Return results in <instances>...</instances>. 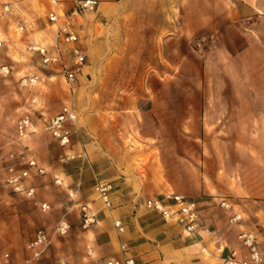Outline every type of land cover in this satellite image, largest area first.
Here are the masks:
<instances>
[{"label": "rangeland", "instance_id": "374dc122", "mask_svg": "<svg viewBox=\"0 0 264 264\" xmlns=\"http://www.w3.org/2000/svg\"><path fill=\"white\" fill-rule=\"evenodd\" d=\"M80 1L54 7L50 0H0V264H23L26 244L39 230L53 232L64 216L72 227L73 215L82 231L94 226L83 228L81 202L51 171L33 176V199L4 181L10 166L25 167L20 153L29 148L45 164L46 145L56 148L44 118L70 103L78 114L74 128L115 161L120 178L157 198L184 196L201 214L223 200L227 212L247 204L231 224L244 225L262 244L264 0H100L96 11L72 16ZM52 10L58 24L49 20ZM59 26L77 31L76 46L86 55L72 84L32 49L52 48ZM72 48L62 45L70 68ZM35 75L34 87L21 85ZM25 114L33 133L20 140L16 125ZM43 202L51 204L48 212ZM70 232L53 235L47 263L67 253L68 264L78 263L84 238Z\"/></svg>", "mask_w": 264, "mask_h": 264}, {"label": "crops", "instance_id": "0c3cea01", "mask_svg": "<svg viewBox=\"0 0 264 264\" xmlns=\"http://www.w3.org/2000/svg\"><path fill=\"white\" fill-rule=\"evenodd\" d=\"M105 4H111V2L106 0ZM48 56L56 57L54 46L48 48ZM51 68L61 73L59 63H52ZM51 118H44V129L49 135L51 134L47 126ZM67 127L72 130L71 144L62 147L57 140L49 137V143L56 149L50 150V146L46 145V152H44L47 159L44 165L33 157L30 148L20 154L23 155L22 161L25 163L22 170L28 169V161L36 160L45 173L51 171L50 177L60 178L62 185L68 191L76 192L75 201L90 204L92 210L97 213L98 223L88 231H82L75 226L76 218L73 215L70 216L73 231L70 232V236L84 238L83 244L79 247L81 252L77 254V264H105L110 259L125 260L127 258L133 259L135 264H222L223 259L233 251L237 252L239 257L246 255L247 250L243 247L240 236L242 233L251 231H245L242 224H231L230 218L243 212L247 204L235 206L230 212L215 206L207 208L202 214L203 227L199 235L188 238L183 235L178 225L165 221L161 214L146 208L145 201L155 196L137 188L135 181L129 182L127 179L120 178L115 161L95 151L94 146L84 141L82 136L84 131L75 129L70 124ZM69 153L76 155L86 153L87 157L61 162V158ZM55 157L58 160H55ZM31 173V179L28 180L27 185L33 188V176L37 175L33 173V170ZM7 176L8 173L4 178L5 182ZM100 183H112V208L109 210H104L102 202L96 197V188ZM44 203L46 202L41 204ZM47 204L51 206L49 202ZM75 208L74 206L73 209ZM68 210L71 211L69 207ZM245 214L247 215L246 212ZM257 215L262 214L257 211ZM116 221L123 223V233L115 227ZM49 234H52V241L55 242L54 231ZM29 242L26 244V249ZM123 243L128 246L127 252L121 250ZM86 245L89 247L88 252L91 251L89 258L86 256ZM259 246L263 249L264 242ZM27 255H29L28 250ZM67 257L72 259L68 253L65 256L61 255V259L68 263Z\"/></svg>", "mask_w": 264, "mask_h": 264}, {"label": "built area", "instance_id": "2783aa9c", "mask_svg": "<svg viewBox=\"0 0 264 264\" xmlns=\"http://www.w3.org/2000/svg\"><path fill=\"white\" fill-rule=\"evenodd\" d=\"M61 0H50L52 6L56 7ZM100 0H81L78 6L73 10L72 16H78L85 12H94L97 10ZM8 9V7L6 8ZM49 20L53 24L59 23L58 12L52 10L49 15ZM57 42L54 45L56 49V57L51 58L48 56V48L42 46H34L32 49L39 52L43 57L44 64L59 63L61 67V73L64 75L69 83L76 81L77 76L83 70L86 63V55L83 50L76 46L79 43V35L77 31L69 26H59L57 28ZM72 45V54L74 56V65L70 68L62 57V45ZM3 42L0 41V47ZM75 45V46H74ZM6 70V74L9 73L7 67H4L2 71ZM39 76L35 75L32 77L24 78L21 85L27 88L34 87L38 81ZM78 120V114L74 106L66 104L63 110L56 116L49 120L47 130L57 140L62 147L69 146L71 144L72 131L67 127L70 124L75 127ZM17 137L20 140L26 139L30 133L33 132V119L30 114L23 115L17 122L16 125ZM87 157L86 153L83 154H66L61 158V162H68L75 160L76 158ZM37 176L44 175L45 170L41 168L36 160L28 161V169L17 171L14 166H11L8 170V176L6 178V184L12 188L15 192L25 194L29 198H34L35 189L30 188L27 185L29 179H31V171ZM57 184H62V181L57 178ZM99 198L106 209L112 207L111 191L112 186L109 183H100L96 188ZM69 195L72 199L77 198L76 192L70 190ZM145 206L149 210L158 212L167 222H172L178 225L183 235L188 238H195L199 235L202 230V214L200 206L197 202L188 200L181 195H166L164 197L149 198L145 201ZM221 208L229 210L231 205L223 200L220 204ZM42 212H48L51 206L47 203L40 204ZM80 210L82 214V226L84 229L90 228L91 226L98 223L97 213H95L90 204H80ZM240 219V216H235L232 222H236ZM115 227L120 233L124 232V226L121 221L115 222ZM70 224L64 216L56 225L54 235L65 236L70 231ZM243 247L247 250L244 257H239L238 253L233 251L222 261V264H264V248H260L256 236L253 233H242L240 236ZM52 243V235L39 230L34 238L29 242L27 250L29 252L28 257L25 259L23 264H49L44 259L46 253ZM121 250L123 252L128 251L127 244H121ZM91 254V251H89ZM9 255H5V261H8ZM57 264H68L66 260L60 259ZM105 264H135L133 259L127 258L121 259H110Z\"/></svg>", "mask_w": 264, "mask_h": 264}]
</instances>
